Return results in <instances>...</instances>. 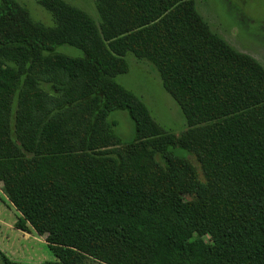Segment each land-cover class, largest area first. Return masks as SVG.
<instances>
[{
	"label": "trees",
	"instance_id": "obj_1",
	"mask_svg": "<svg viewBox=\"0 0 264 264\" xmlns=\"http://www.w3.org/2000/svg\"><path fill=\"white\" fill-rule=\"evenodd\" d=\"M35 1L52 26L0 1V185L15 229L45 238L43 264H264L263 67L194 0H96L99 23ZM127 54L157 71L180 135L116 82ZM115 111L134 124L129 143Z\"/></svg>",
	"mask_w": 264,
	"mask_h": 264
},
{
	"label": "rangeland",
	"instance_id": "obj_2",
	"mask_svg": "<svg viewBox=\"0 0 264 264\" xmlns=\"http://www.w3.org/2000/svg\"><path fill=\"white\" fill-rule=\"evenodd\" d=\"M1 1V0H0ZM25 8L32 19L44 26H52L50 15L35 0H15ZM85 12L99 23L96 0H62ZM198 13L211 31L221 36L234 50L255 59L264 69V0H194ZM57 52L80 57L73 48L60 47ZM128 73L119 75L116 82L139 98L153 120L166 132L180 135L186 128L178 105L164 91L155 68L133 55L125 57ZM109 120L115 123L114 131L123 143L134 138V124L126 111L113 112ZM176 155L188 159V154L175 150ZM3 194L0 185V254L15 264H43L53 261L45 238L35 230L24 233L15 229L17 212ZM0 264L1 258H0ZM82 264H98L85 260Z\"/></svg>",
	"mask_w": 264,
	"mask_h": 264
},
{
	"label": "crops",
	"instance_id": "obj_3",
	"mask_svg": "<svg viewBox=\"0 0 264 264\" xmlns=\"http://www.w3.org/2000/svg\"><path fill=\"white\" fill-rule=\"evenodd\" d=\"M202 17V16H201ZM204 20V19H203ZM221 37V36H220ZM222 38V37H221ZM223 39V38H222ZM225 41V40H224ZM226 42V41H225ZM227 43V42H226Z\"/></svg>",
	"mask_w": 264,
	"mask_h": 264
}]
</instances>
